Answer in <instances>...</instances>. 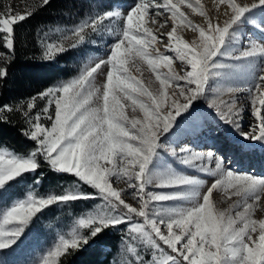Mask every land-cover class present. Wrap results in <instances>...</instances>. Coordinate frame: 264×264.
<instances>
[{
	"label": "snow or ice",
	"instance_id": "1",
	"mask_svg": "<svg viewBox=\"0 0 264 264\" xmlns=\"http://www.w3.org/2000/svg\"><path fill=\"white\" fill-rule=\"evenodd\" d=\"M50 2L39 0L23 12L11 5L0 10V46L7 49L0 52V86L15 58L17 26ZM185 7L203 23H193L181 10ZM104 9L71 29H55L63 33L59 38L37 35L43 59L51 61L93 34L111 32L114 42L105 57L26 101L0 105V124L19 117L22 135L35 145L28 155L0 151V195L14 186L10 182L19 184L45 165L95 191L29 192L0 216V250L17 245L33 217L50 206L99 200L97 211L76 220L69 238L61 235L40 264H63L59 258L108 230L122 233V264H264V177L237 173L220 155L173 147L163 139L178 117L195 112L193 105L204 101L216 120L245 140L264 144V43L250 39L240 41L239 50H228L243 23L264 32V21L246 15L264 9V0H215L214 12L199 0L195 5L191 0H133L124 10ZM178 28L190 29L195 38L183 39ZM157 44L174 56L161 53ZM175 59L181 62L179 72L172 68ZM136 60L146 62L158 87L150 88L133 74V67L140 72ZM161 66L168 71L159 72ZM238 93L246 94L243 103ZM162 153L184 170L167 163ZM189 172L216 180L202 192L205 181ZM114 183L126 184L129 191ZM216 190L227 200L237 199L220 209L212 199ZM125 194L135 203L127 202Z\"/></svg>",
	"mask_w": 264,
	"mask_h": 264
},
{
	"label": "rangeland",
	"instance_id": "2",
	"mask_svg": "<svg viewBox=\"0 0 264 264\" xmlns=\"http://www.w3.org/2000/svg\"><path fill=\"white\" fill-rule=\"evenodd\" d=\"M174 2H177V0H174ZM191 2L195 5L196 0H191ZM244 2H251V0H244ZM132 3L133 0H83L76 7L79 10L64 14V16L61 19H58L55 24L42 29L41 32H39V37H42L45 32H48L50 37L59 38L63 33L56 32L55 29L57 28L64 30L71 29L79 23H82L89 16L105 10L104 6L124 10ZM199 3L210 12L215 11V6L212 1L199 0ZM38 4L39 0H0V10L5 6L11 5L15 10L23 12L25 7H33ZM181 10L185 11L186 15H188V18L191 19L193 23H203V18L196 13H192L191 9L185 7ZM246 15H249L250 20L255 19L258 21H264V9H254L253 13ZM160 19L163 20L164 17H161ZM167 27L168 30H170L171 25L169 24ZM262 27H264V25H262ZM178 33L187 41H191L195 38V34H193L190 29L178 28ZM39 37H36V49L34 51L37 59L44 63H53L63 70L62 73L56 75L54 82L49 87L69 81L78 76L86 64L105 57L106 53L109 51L110 45L114 42V37L111 32L93 34L90 41H86L76 49H70L66 53L58 54L53 60L48 61L42 57ZM250 39L257 43H264V32L256 28L251 22H246L243 23L235 33L233 43L229 46L228 50H239L241 48L240 41L247 43ZM155 47H158L160 52L165 55L174 56V53L168 52L163 45L157 44ZM6 51L7 49L0 46V52ZM135 66L140 68V72H136L135 67L132 68L135 76L140 78L152 89L158 87V81L155 80V74L151 72V69L146 62L136 60ZM172 68L179 72L181 62L178 59H175ZM158 71L164 73L168 71V68L161 66ZM101 79V77H97V87L100 86ZM237 96L240 98V102L243 103V98L246 94L238 93ZM26 100L27 99H20L17 102ZM39 103L40 102H38V104ZM193 108L195 109V112H190L185 114V116L177 118L176 126L163 138L165 142L170 143L173 147L190 146L195 148L196 151H211L225 158L228 166L237 173L264 177V144L254 141L256 143L248 145L245 143V139L242 136L234 135L236 131L233 129H231V132L224 133L225 129L228 131L230 126L216 120L214 114L211 112L212 110L208 108L206 102L197 101L193 105ZM127 112L130 116L132 115L130 108L127 109ZM136 115L139 116L142 114L138 111ZM209 117H211V119H209ZM246 119H248L247 116L245 121ZM220 138L222 139L220 140ZM5 150L9 153L17 154L6 147L0 146V151ZM28 154H30V152L17 155ZM162 156L167 163L171 164L178 171L184 170L183 167L167 153H162ZM157 170L159 171L163 169L158 168ZM189 174H196L205 181V185L201 189L202 192L206 191L207 187L216 180V177L209 176L206 173L189 172ZM10 183L14 186L9 188L3 195H0V216H2L3 211L16 201L26 199L29 192H33L37 196H47L50 194H60L65 190L88 191L84 189L82 183L78 182V180L47 187H42L40 180L39 183L28 179H22L19 184H16V182ZM113 186L122 189L124 193L129 191L127 185L124 183H114ZM155 190L159 191V189ZM124 198L127 202L135 203L131 197L126 194L124 195ZM212 199L216 207L225 209L230 204L234 203L237 198L234 197L233 200H227L222 192L216 190L213 193ZM100 203L101 201L99 200H82L71 202L70 205H65L63 207L53 205L50 206V208L43 210L42 213L33 217L20 240L17 242V245H14L12 249L0 250V262H2V264H40L42 259L47 256L48 252L54 250L59 237L63 235L65 238H69V234L72 231L75 221L81 216L97 211L96 206ZM166 203L172 204L175 202ZM261 216V213H257V218H260ZM81 232H86V230L82 229ZM118 233L119 240L116 242V248H114V250L103 248V253L99 255L101 264H122V261L125 258L122 251V233ZM94 246L95 242H90L89 245L84 246L81 250L76 251L70 256L74 257L81 251H94ZM108 253H111V258L109 262H105V257ZM67 256L68 255L59 259L63 261Z\"/></svg>",
	"mask_w": 264,
	"mask_h": 264
},
{
	"label": "trees",
	"instance_id": "3",
	"mask_svg": "<svg viewBox=\"0 0 264 264\" xmlns=\"http://www.w3.org/2000/svg\"><path fill=\"white\" fill-rule=\"evenodd\" d=\"M83 0H51L48 6L39 8L35 14L17 26L16 54L9 68V77L6 84L0 86V105L5 103L16 104L20 99H28L31 96L48 88L56 75L63 72L53 63H44L37 59L34 54L36 49V37L42 29L55 24L64 14L76 8ZM25 126L17 116L12 117V122L0 124V146L6 147L17 154H27L35 147L34 142L22 135ZM30 181L39 179L42 187L54 186L55 184L76 181L72 174L57 173L46 165L37 170L36 174L25 175ZM85 190L95 191L82 184ZM119 240V233L108 230L95 239V251H81L74 257L68 255L63 259L66 264H101L100 254L103 248H116ZM111 253L105 257L109 262ZM104 262V261H103Z\"/></svg>",
	"mask_w": 264,
	"mask_h": 264
},
{
	"label": "bare ground",
	"instance_id": "4",
	"mask_svg": "<svg viewBox=\"0 0 264 264\" xmlns=\"http://www.w3.org/2000/svg\"><path fill=\"white\" fill-rule=\"evenodd\" d=\"M210 1H212L213 3H214V6H215V0H209V2ZM221 20H223V17L221 16ZM247 122H248V119H246V121H244V123H245V127L247 126L246 124H247ZM231 127H229V130L227 131V129H225V132L224 133H228L229 131L231 132ZM237 133V132H236ZM236 133H234V135H239L238 133L236 134ZM239 136H241V135H239ZM222 138H220V140H221ZM245 143H247L248 145L249 144H251V143H256V142H254V141H249V140H245Z\"/></svg>",
	"mask_w": 264,
	"mask_h": 264
}]
</instances>
